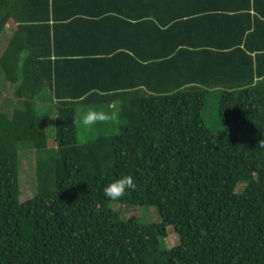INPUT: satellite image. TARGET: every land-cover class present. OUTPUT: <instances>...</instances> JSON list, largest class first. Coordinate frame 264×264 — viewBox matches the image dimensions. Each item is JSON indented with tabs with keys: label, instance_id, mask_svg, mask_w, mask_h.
I'll use <instances>...</instances> for the list:
<instances>
[{
	"label": "trees",
	"instance_id": "16d2710c",
	"mask_svg": "<svg viewBox=\"0 0 264 264\" xmlns=\"http://www.w3.org/2000/svg\"><path fill=\"white\" fill-rule=\"evenodd\" d=\"M27 2L24 9L39 16L16 18L15 11ZM55 3L0 0V33L14 23L20 35L25 29L31 32V22L50 15L51 21L35 29L44 27L48 38L39 42L53 58L41 62L30 55L14 71L8 61L17 34L0 58L4 82L27 89L26 95L14 94L20 108L9 117L0 114V264H264V0H247V9L231 8L230 15L215 7L176 17L167 27L154 14L133 21L113 15H124L116 8L96 18L89 14L90 19H81L83 31L111 41L115 34L108 25L116 21L121 23L116 27L121 46L86 55L59 51L63 44L57 29L62 25L53 21ZM236 21H244L235 28L240 33L236 43L184 40L196 24L219 29ZM177 24L182 37L171 34ZM144 29L151 49L161 40L169 50L141 54ZM176 38L179 42L173 44ZM95 58L105 63L97 73L101 85L69 87L71 94L56 91L52 83L62 75V62L94 60L95 65ZM39 63L47 66L42 76L50 85L41 79ZM47 85L53 91L52 111L41 113L35 101L47 103L36 98ZM97 92L119 102L117 132L79 144L75 107L109 106L89 102ZM210 93L218 95V118L227 133L218 134L204 122ZM53 98L81 101L54 103ZM51 129L54 149L48 152ZM20 145L35 154L34 193L22 188L21 179L28 176L21 167ZM125 174L133 177L135 190L119 201L107 200L103 187ZM241 183L244 188L236 192ZM111 202L155 206L161 220L122 219L108 207ZM168 226L179 244L165 250L160 238Z\"/></svg>",
	"mask_w": 264,
	"mask_h": 264
},
{
	"label": "crops",
	"instance_id": "0c3cea01",
	"mask_svg": "<svg viewBox=\"0 0 264 264\" xmlns=\"http://www.w3.org/2000/svg\"><path fill=\"white\" fill-rule=\"evenodd\" d=\"M29 2V1H28ZM24 3L19 6V9L15 11L16 18H35L38 15L34 10L24 9L27 5ZM247 0H142V4H135L132 1H127L123 3H114L110 0H56L54 5V20H57L62 26L57 29V36L60 41H62V47L59 51L64 52L65 50H69L73 52L75 55H83L89 53H98L103 49H111L114 46H121V42L118 36L119 33L118 29L116 28L118 22H114L109 26V30L115 34V37L111 41H102L98 35H87L86 32L83 31L82 25V18L90 19L91 16L89 14H94L92 16L100 17L106 13L112 11L111 8H116L124 13L121 14L114 13L113 15H117L118 17H124L129 21H133L140 16L150 17L152 14L156 15L159 23H163L165 27L169 25L176 17H182L187 15H198V13H204V11H212V8H224L222 13L229 14L232 13L231 8H238V9H247ZM214 13H217L214 10ZM230 17V16H226ZM181 19V18H180ZM50 20V15L48 17ZM46 20V21H48ZM227 21H235L234 18H227ZM46 21L41 22H31L32 24V31L29 32L27 29L23 30L26 32L25 34L20 35L17 30V25L15 23L13 26L6 25L2 32L0 33V58L6 51L9 46V43L13 36L17 34V42L13 44V53L10 55V59L8 61V67H13L14 71H18L19 68L21 69V65L26 60L27 57L30 55H38L37 60L39 61H48L49 59L52 60L53 58H49L47 56L48 47L45 43H40V41H44L45 37L48 38V35L44 29V27H40L41 30L38 31L35 29L37 25H42ZM237 22V21H236ZM51 23V22H50ZM244 21H239L236 24L229 23L225 27L217 28L206 24H196L192 27V33L189 34V38L184 39L185 41H189L192 43L198 44H210L214 43L217 44L216 41L227 42L229 44L236 43L240 39V33L235 32V28L241 26ZM26 24V23H25ZM28 25V24H26ZM175 25V24H174ZM164 27V26H163ZM189 27L183 28V30H187ZM169 29V28H168ZM181 33V34H180ZM171 34L175 37L179 35V37L183 36V32L179 24L172 27ZM142 40H143V47H141L140 52L144 56H149L152 54V51L155 52H165L169 50L170 46L165 45L160 41H158L155 46L151 49V42H149V35L148 30L145 29L142 31ZM27 43H23L22 41ZM32 42V43H31ZM173 44L179 42L177 38L172 41ZM24 48V50H22ZM17 54V55H16ZM65 55L64 57H71L66 53H62ZM16 56H18V62H16ZM95 65L94 60H88L87 63L79 60H68V62H62V67L58 70L62 72V75L57 77V83L53 86H56V91L59 90L62 94H71L72 91H69V87L75 88L76 90H82L86 87L101 85L102 79L97 74L98 71H104L105 63L100 58H95ZM87 64V65H85ZM28 66V65H27ZM30 72L34 73V69L32 68V63H30ZM107 67V65H106ZM38 70L40 71V77L46 81L48 84V80L46 77L42 76L43 71L47 73V66L39 63ZM73 71H79V75H75ZM70 74V75H69ZM70 76V77H69ZM7 82L2 81L1 87H4V84ZM115 84L123 83V81H116ZM15 87H18V83L14 84ZM50 85V84H48ZM48 85L46 86V91L40 90L39 94L36 98H44L47 103H50L49 97L53 91L48 90ZM65 87V88H64ZM76 92V91H75ZM27 89L23 88L20 89L19 95H26ZM93 98L89 99L90 103L97 102V103H104L114 106L119 102L116 100L110 101L109 99H105V93L97 92V94H91ZM70 97V96H67ZM74 102L79 103L81 100H74V98L64 99V100H57L52 99V102ZM108 110V109H105ZM108 122L97 124L95 128L107 127ZM101 132H104L101 131Z\"/></svg>",
	"mask_w": 264,
	"mask_h": 264
},
{
	"label": "rangeland",
	"instance_id": "374dc122",
	"mask_svg": "<svg viewBox=\"0 0 264 264\" xmlns=\"http://www.w3.org/2000/svg\"><path fill=\"white\" fill-rule=\"evenodd\" d=\"M4 75L1 73L0 68V114H4L7 117L8 115L12 114L13 110L16 108H20V104L17 105V99L15 98L14 94L15 92H20V88H16L15 85L6 83L4 84V88L2 90L1 83L3 81L4 83ZM2 95L4 97H2ZM217 99L218 95L215 93L208 94L204 109H203V119L207 126L214 128V132L218 134H224L227 133V128L219 122L218 118V111H217ZM35 107L36 110H38L41 113L49 112L51 109V104L49 103H39V100L35 101ZM95 108L88 107V106H76V119L78 123L79 130L77 132V140L79 144L86 143L90 140H93L94 138L98 137L99 135H110L112 133L117 132L116 131V122H108L107 127H101V128H90V129H84L81 127L80 121L84 115L85 112H87L89 109ZM97 108H100V106H97ZM107 108V107H106ZM108 109V108H107ZM53 115L50 116V128L53 127V124L51 123V120L53 119ZM104 132H101L103 131ZM115 130V131H114ZM53 129L49 130L48 132V143H47V149L46 151L51 152L54 149V146L52 144L53 140ZM240 138L244 141L245 136L240 135ZM23 148H26L24 145H20L18 147V151L20 153V159H21V167L23 170L26 171L28 179H21L22 180V188L30 193H34L35 191V185L37 186L36 181V175H35V166H36V158L35 154L33 152L24 150ZM245 184L241 183L236 188V192H239L244 188ZM108 207L112 209L113 211L117 212L122 219L128 218L130 215L136 216L141 223H158L160 222L161 218L159 215V212L155 206H141V205H125L120 204L117 202H111L108 204ZM179 244V239L177 234L174 232L173 228L171 226H168L166 229V236L160 238V246L162 249L169 250L172 247H175Z\"/></svg>",
	"mask_w": 264,
	"mask_h": 264
},
{
	"label": "clouds",
	"instance_id": "9594fccd",
	"mask_svg": "<svg viewBox=\"0 0 264 264\" xmlns=\"http://www.w3.org/2000/svg\"><path fill=\"white\" fill-rule=\"evenodd\" d=\"M106 122H119V112L114 106L109 105L108 110L104 108H92L84 113L80 124L84 129H90L95 127L97 124ZM115 131V130H114ZM136 184L134 183L131 175H119L112 178L103 189V196L110 201H119L126 197L128 192L135 190Z\"/></svg>",
	"mask_w": 264,
	"mask_h": 264
}]
</instances>
